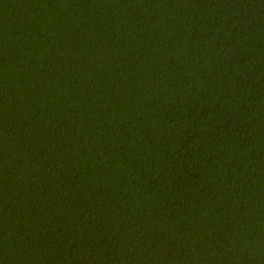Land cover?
Wrapping results in <instances>:
<instances>
[{
	"label": "trees",
	"instance_id": "16d2710c",
	"mask_svg": "<svg viewBox=\"0 0 264 264\" xmlns=\"http://www.w3.org/2000/svg\"><path fill=\"white\" fill-rule=\"evenodd\" d=\"M0 264H264V0H0Z\"/></svg>",
	"mask_w": 264,
	"mask_h": 264
}]
</instances>
